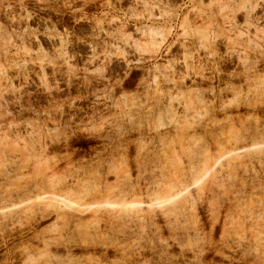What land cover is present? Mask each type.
Segmentation results:
<instances>
[{"label": "rangeland", "instance_id": "1", "mask_svg": "<svg viewBox=\"0 0 264 264\" xmlns=\"http://www.w3.org/2000/svg\"><path fill=\"white\" fill-rule=\"evenodd\" d=\"M0 264H264V0H0Z\"/></svg>", "mask_w": 264, "mask_h": 264}, {"label": "bare ground", "instance_id": "2", "mask_svg": "<svg viewBox=\"0 0 264 264\" xmlns=\"http://www.w3.org/2000/svg\"><path fill=\"white\" fill-rule=\"evenodd\" d=\"M150 33H153V31L151 30ZM156 33H157V32H156ZM156 33H155V34H156ZM157 34H158V33H157ZM159 34H160V33H159ZM159 34H158V35H159ZM150 35H152V34H150ZM175 188H176V187H175ZM129 189H130V188H129ZM169 189H170V188H169ZM169 189H168V190H169ZM166 190H167V189H166ZM166 190H165V191H166ZM182 190H183V189H178V190L176 189V190L174 191V187H173V191H172V189L169 190V191H167L166 195L164 194L165 197H162L161 199H163V202L166 204V201H167L168 199H170L171 197H174V198L171 199V201H172L173 199H175V196H176L175 194H177V193H181ZM131 191H133V190H131ZM158 191L161 192V190H158ZM119 192H120V191H119ZM122 192H123V191H122ZM160 192H157V193H160ZM118 194H119V193H118ZM122 194H123V193H122ZM126 194H127V193H126ZM132 194H133V193H132ZM160 194H161V193H160ZM160 194H159V196H160ZM116 195H117V194H116ZM174 195H175V196H174ZM121 196H124V195H121ZM121 196H120V199H121ZM134 196H135V195H134ZM137 196H138V195H137ZM127 197H128V196H127ZM127 197H126V198H127ZM132 198H133V196H132ZM134 198H136V197H134ZM129 199H130V198H129ZM132 200H133V201H132ZM132 200H131V201H132V203H133V202H134V199H132ZM136 200L138 201L139 199H136ZM156 200H157V199H156ZM159 200H160V199H159ZM176 200H177V199H176ZM176 200H174V202H175ZM180 200H181V199H180ZM137 201L134 202L133 204H136V203L138 204ZM168 201H169V200H168ZM184 201H185V200H184ZM184 201H183V203H184ZM187 201H188V199H187ZM124 202L126 203V200H125ZM124 202H123V203H124ZM128 202H129V201H128ZM174 202H171V203H174ZM180 202H181V201H180ZM181 203H182V202H181ZM162 204H163V203H162ZM184 205H185V203H184ZM186 205H187V204H186ZM132 206H133V205H132ZM137 206H138V205H137ZM163 206H164V205H163ZM165 206H166V205H165ZM169 206H171V205H169ZM167 207H168V206H167ZM177 207H178V206H173V205H172V209H171V207H170V208L168 207L169 209L167 208V212H168V210L171 209L169 212H172V213H173L174 210H175ZM179 207H181V205H180ZM134 208H135V207H134ZM138 208H139V207H138ZM138 208H137V209H138ZM174 208H175V209H174ZM126 209H128V208L126 207ZM135 209H136V208H135ZM173 209H174V210H173ZM128 210H129V209H128ZM128 210H127V211H128ZM132 210H134V209L132 208ZM172 210H173V211H172ZM178 210H179V209H178ZM136 211H137V210H136ZM139 211H140V209H139ZM181 211H182V208H181ZM132 212H133V211H132ZM141 212H142V211H141ZM175 212H176V211H175ZM178 212H179V211H178ZM128 213H129V212H128ZM134 213H135V211H134ZM138 214H139V213H138ZM134 215H135V214H134ZM142 216H143V215H142ZM134 217H135V216H134ZM145 217H146V216H145ZM138 218H139V217H138ZM151 218H152V217H151ZM119 219H120V218H119ZM122 220H123V219H122ZM124 220H126V219H124ZM139 220H140V218H139ZM143 220H144V219H143ZM137 221H138V220H137ZM140 221H141V220H140ZM121 222H122V221H121ZM124 222H125V221H124ZM147 222H148V221H147ZM126 223H128V222H126ZM129 223H130V222H129ZM137 223H139V222H137ZM137 223H136V224H137ZM122 225H123V224H122ZM137 225L140 226V224H137ZM142 225H143V224H142ZM144 227H145V226H144ZM139 230H141V229H139Z\"/></svg>", "mask_w": 264, "mask_h": 264}]
</instances>
